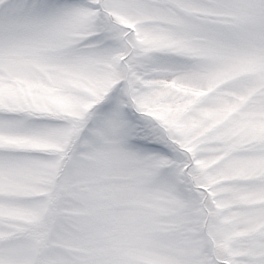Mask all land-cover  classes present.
I'll list each match as a JSON object with an SVG mask.
<instances>
[{
    "label": "rangeland",
    "instance_id": "obj_1",
    "mask_svg": "<svg viewBox=\"0 0 264 264\" xmlns=\"http://www.w3.org/2000/svg\"><path fill=\"white\" fill-rule=\"evenodd\" d=\"M0 264H264V0H0Z\"/></svg>",
    "mask_w": 264,
    "mask_h": 264
}]
</instances>
